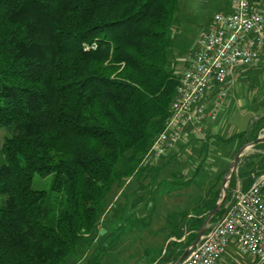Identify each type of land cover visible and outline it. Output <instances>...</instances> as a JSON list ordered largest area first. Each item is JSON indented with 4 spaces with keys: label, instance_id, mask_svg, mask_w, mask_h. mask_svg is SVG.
Instances as JSON below:
<instances>
[{
    "label": "trees",
    "instance_id": "obj_1",
    "mask_svg": "<svg viewBox=\"0 0 264 264\" xmlns=\"http://www.w3.org/2000/svg\"><path fill=\"white\" fill-rule=\"evenodd\" d=\"M175 11L176 0H0V264H65L93 243L86 264H101L131 219L159 207L161 187L188 183L164 178L173 155L145 160L180 80L168 32ZM263 126L264 113L214 136L238 147ZM236 169L208 223L237 179L246 189L264 172V141ZM35 175H50L49 188L33 187ZM219 193L172 210L165 245L143 264L174 263Z\"/></svg>",
    "mask_w": 264,
    "mask_h": 264
},
{
    "label": "rangeland",
    "instance_id": "obj_2",
    "mask_svg": "<svg viewBox=\"0 0 264 264\" xmlns=\"http://www.w3.org/2000/svg\"><path fill=\"white\" fill-rule=\"evenodd\" d=\"M228 2L229 0H176V11L170 18L168 32L172 38L170 57L173 60L174 70L178 74L183 73L186 61L193 56L196 50L199 30L205 26L207 21H211L215 13L224 10ZM258 3H260V10L264 13V0ZM262 41L260 59L257 63L238 67L241 73L233 76L232 84L226 88V95L217 115L215 118H207V123L202 124L201 134L205 133L207 139L206 136L202 138L201 134H198L186 146L180 140L156 159L159 162L161 158L166 159L169 155H173L174 158L162 171L164 178L168 182L189 180L188 183L161 187L159 192L163 193L161 197H157L159 207L145 212L141 217L134 214L132 217L138 218L131 219L124 226V233L120 234L112 249L106 250L101 264H143L151 261L156 256L157 249L166 243L169 230L166 220L172 210L195 205L211 188L220 187L218 200L221 199L223 178L237 153V148L240 149L241 146L237 147V140L233 139L225 143L214 135L229 137L247 129L253 117L264 113V54H262L264 53V40ZM4 136H6V130L0 127V146ZM204 142L206 146L202 149ZM251 152H253V146H249L244 155ZM236 170L234 167L233 173ZM50 182V175H35L32 185L35 188L46 190ZM127 192L130 194L129 191ZM114 205L115 201L112 200L110 208ZM110 211L111 209L109 212H104L105 216H108ZM100 225V231H102L107 223L101 222ZM110 239L111 236L107 238L106 243ZM94 244L90 247L78 246L72 255V260L65 264H86ZM227 246L225 254L220 258L225 264H261L249 255L242 254L235 240Z\"/></svg>",
    "mask_w": 264,
    "mask_h": 264
},
{
    "label": "built area",
    "instance_id": "obj_3",
    "mask_svg": "<svg viewBox=\"0 0 264 264\" xmlns=\"http://www.w3.org/2000/svg\"><path fill=\"white\" fill-rule=\"evenodd\" d=\"M229 4V11H218L199 30L196 50L180 75L170 114L148 146L145 157L148 162L157 163L156 159L167 149L183 140L189 124L201 134L200 123L217 115L226 88L233 82L235 68L260 59L264 40V13L260 3L231 0ZM205 136L201 134L202 138ZM257 137H264V126ZM252 181L243 189L237 179L232 198L222 213L207 223L200 240L176 264H225L220 258L233 240L242 254L264 264V172Z\"/></svg>",
    "mask_w": 264,
    "mask_h": 264
},
{
    "label": "water",
    "instance_id": "obj_4",
    "mask_svg": "<svg viewBox=\"0 0 264 264\" xmlns=\"http://www.w3.org/2000/svg\"><path fill=\"white\" fill-rule=\"evenodd\" d=\"M262 141H264V137L263 138H258L257 137V139H255L254 141L248 142L247 144L249 146H254L258 142L260 143ZM247 144L242 145L240 147V149L237 151V153L235 154L234 158L232 159L231 163H234L235 168H237V163L242 158V155L245 154ZM233 172H234V169H232L231 171L228 169V172H226V174H225V176L223 178V184H222L223 194H222L221 199H219L215 203L214 207H212V209L209 212V214L203 220V223L201 224V226H200V228H199V230L197 232V236L195 237V239L191 242V244L189 246H187L184 249V251L181 253V255L179 256V258L176 259V261L173 264H176V263L180 262L182 259H184L189 254V252L191 251L192 246H194L200 240V236H202V233H204V230H205V228L207 226V223L209 222L208 220L214 215V213L218 210V207H220V205L224 202V200L227 197L226 194L228 193V184H229L228 181L230 180V177H231V175H232ZM227 175H229L228 178H226Z\"/></svg>",
    "mask_w": 264,
    "mask_h": 264
},
{
    "label": "crops",
    "instance_id": "obj_5",
    "mask_svg": "<svg viewBox=\"0 0 264 264\" xmlns=\"http://www.w3.org/2000/svg\"><path fill=\"white\" fill-rule=\"evenodd\" d=\"M230 2H231V0H229V2L226 5L225 9L224 10H220V11H229L230 10V4H229ZM208 24H209V21H207V23L205 24V26H207ZM205 26H203V27H205ZM240 73L241 72L239 71V68L238 67L235 68V70L233 71V74H232V78H233V76H235L237 74H240ZM203 120H204L203 121L204 123L203 122L200 123L201 124V127H203L202 124L205 125L207 123V121H206L207 118L206 119H203ZM183 133H184V138H183L182 142H183V145H185V146L186 145H189V143L191 142V140H193L195 138V136L199 134V133H197V132L194 131V125L193 124H189L188 127L185 129V132H183ZM206 137H207V135H206Z\"/></svg>",
    "mask_w": 264,
    "mask_h": 264
},
{
    "label": "bare ground",
    "instance_id": "obj_6",
    "mask_svg": "<svg viewBox=\"0 0 264 264\" xmlns=\"http://www.w3.org/2000/svg\"><path fill=\"white\" fill-rule=\"evenodd\" d=\"M248 147H249V146H248V144H247L246 149H247ZM234 167H235V166H234V163H231L230 166H229V170L231 171L232 169H234ZM228 177H229V175L226 176V178H228Z\"/></svg>",
    "mask_w": 264,
    "mask_h": 264
}]
</instances>
